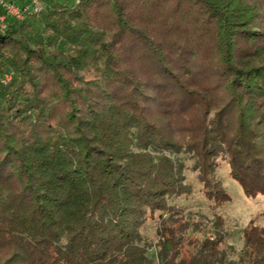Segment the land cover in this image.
Masks as SVG:
<instances>
[{
	"label": "trees",
	"instance_id": "1",
	"mask_svg": "<svg viewBox=\"0 0 264 264\" xmlns=\"http://www.w3.org/2000/svg\"><path fill=\"white\" fill-rule=\"evenodd\" d=\"M44 1L26 16L40 32L0 28V264H155L140 229L156 211L157 264H264L255 219L237 260L219 216L187 236L166 155L189 154L217 204L218 159L264 194V0Z\"/></svg>",
	"mask_w": 264,
	"mask_h": 264
},
{
	"label": "rangeland",
	"instance_id": "2",
	"mask_svg": "<svg viewBox=\"0 0 264 264\" xmlns=\"http://www.w3.org/2000/svg\"><path fill=\"white\" fill-rule=\"evenodd\" d=\"M12 4H17V0H6ZM35 2L39 3V10L35 11L33 8ZM67 4H73L77 0H64ZM21 6H28L22 18H15L10 15L3 19L5 25L8 22L14 21L16 28L22 29L23 34L30 36L42 30L40 24L32 21L28 15L32 13L40 14L46 8L44 0H29L26 3H20ZM1 9V8H0ZM2 10V9H1ZM4 14L3 10L0 17ZM24 22L22 25L21 23ZM7 26V25H6ZM0 28L5 26L1 23ZM86 78H94L96 73L91 70L84 71ZM11 72L5 69L0 75V84L10 82ZM178 161L183 163L182 173L184 175V183L188 186L187 192L181 195H172L168 197L169 204H174L179 208V214L184 217L188 223L186 230L187 236L197 237L199 239L204 236L212 235L216 229V216L221 217L222 229L224 234L223 248L230 258L237 260L242 255L243 228L248 224L250 219H255L259 224H264V194H257L254 197H248L244 194L240 184L231 177L229 173V164L226 160L218 159L219 165L215 169V177L222 183L225 190L230 195V200L217 204L212 200L207 199L202 183L198 180L197 172L192 170L193 160L189 154L180 153H166ZM167 216L166 212L156 211L151 217L148 216L144 225L140 229L142 243L146 242L149 245L146 253L155 264H157L156 256V241L158 239L156 226L157 220L160 217Z\"/></svg>",
	"mask_w": 264,
	"mask_h": 264
},
{
	"label": "built area",
	"instance_id": "3",
	"mask_svg": "<svg viewBox=\"0 0 264 264\" xmlns=\"http://www.w3.org/2000/svg\"><path fill=\"white\" fill-rule=\"evenodd\" d=\"M0 8L3 10L4 14L0 17L1 23L5 26V23L3 22L5 19L4 17L7 16H14L15 18H22V14L26 9H29L28 6H20L16 4H12L6 0H0ZM35 11L39 10V3L35 2L33 8H31Z\"/></svg>",
	"mask_w": 264,
	"mask_h": 264
}]
</instances>
